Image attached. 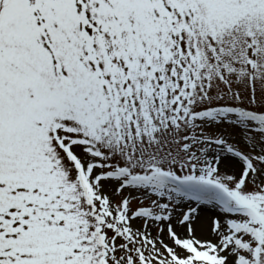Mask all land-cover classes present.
Masks as SVG:
<instances>
[{
  "label": "snow or ice",
  "instance_id": "obj_1",
  "mask_svg": "<svg viewBox=\"0 0 264 264\" xmlns=\"http://www.w3.org/2000/svg\"><path fill=\"white\" fill-rule=\"evenodd\" d=\"M0 264H264V0H0Z\"/></svg>",
  "mask_w": 264,
  "mask_h": 264
}]
</instances>
